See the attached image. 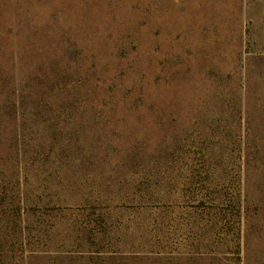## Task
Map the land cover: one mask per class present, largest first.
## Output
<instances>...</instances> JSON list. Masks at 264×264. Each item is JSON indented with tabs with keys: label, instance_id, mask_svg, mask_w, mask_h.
Masks as SVG:
<instances>
[{
	"label": "rangeland",
	"instance_id": "1",
	"mask_svg": "<svg viewBox=\"0 0 264 264\" xmlns=\"http://www.w3.org/2000/svg\"><path fill=\"white\" fill-rule=\"evenodd\" d=\"M0 264H264V0H0Z\"/></svg>",
	"mask_w": 264,
	"mask_h": 264
}]
</instances>
